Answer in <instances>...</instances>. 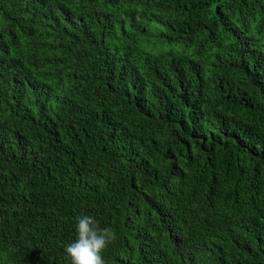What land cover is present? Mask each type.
Here are the masks:
<instances>
[{
    "label": "trees",
    "instance_id": "16d2710c",
    "mask_svg": "<svg viewBox=\"0 0 264 264\" xmlns=\"http://www.w3.org/2000/svg\"><path fill=\"white\" fill-rule=\"evenodd\" d=\"M264 264V0H0V264Z\"/></svg>",
    "mask_w": 264,
    "mask_h": 264
},
{
    "label": "clouds",
    "instance_id": "9594fccd",
    "mask_svg": "<svg viewBox=\"0 0 264 264\" xmlns=\"http://www.w3.org/2000/svg\"><path fill=\"white\" fill-rule=\"evenodd\" d=\"M76 233V240L65 246L71 264H106L102 252L116 240L114 229L101 228L94 217L80 215L76 217Z\"/></svg>",
    "mask_w": 264,
    "mask_h": 264
}]
</instances>
